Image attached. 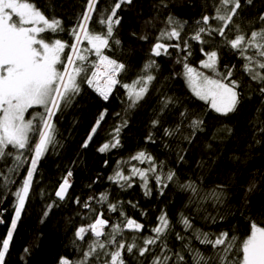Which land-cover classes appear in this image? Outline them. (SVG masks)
<instances>
[{
    "label": "trees",
    "instance_id": "16d2710c",
    "mask_svg": "<svg viewBox=\"0 0 264 264\" xmlns=\"http://www.w3.org/2000/svg\"><path fill=\"white\" fill-rule=\"evenodd\" d=\"M33 2L47 17L61 21L64 31L56 34L58 38L69 43L74 41L70 30L84 12L86 0ZM114 2L99 0L90 22L94 30L100 29L96 23L98 16L106 15L105 9L111 8ZM241 5L234 21L243 32L248 34L264 26L259 20L264 16V0H251V3L241 0ZM217 6L218 0H132L131 4L122 5L117 12L121 22L114 31L120 43L106 49L105 54L126 66L120 76L122 84L143 75L144 65L151 60L157 65L150 70L155 79L135 107H129L122 84L117 85L105 101L95 86L82 83L79 94L56 113L53 117L56 143L37 164L29 199L13 232L6 264H61L62 259L79 264L96 238L89 233L80 240L75 233L80 226L92 223L101 212L110 225L120 223L125 217L141 223L144 226L141 232L125 229L122 237H116L117 241L127 244L135 236L136 243L141 246L145 237L155 235L152 229L157 226L158 218L166 214L170 230L152 246L157 255L162 243L173 252L181 251L183 242L176 239L177 233L186 238L192 236L190 229L185 231L183 217L189 218L195 229L212 238L227 232L230 237L235 235L238 243L250 234L252 223L264 227V132L261 131L264 128V93L259 91L260 84L245 72L246 61L218 34H202L203 44L191 39L198 28L197 22L204 15L213 16ZM169 17L173 18L174 25H169ZM210 23L218 26L216 21L210 20ZM179 25L183 26L182 38L190 44L191 55L186 62L191 67L204 70L201 66V61L206 59L201 52L203 48L205 52L218 53L216 72L225 74L228 69L232 70L230 79L238 82L240 93L235 112L217 113L194 95L183 74V64L177 62L187 55L186 52L169 48L167 55L156 57L152 54L160 32ZM230 28L225 30L229 39L237 34L235 27ZM144 36L147 39H141ZM162 42L174 44L178 41ZM65 51L70 52V49ZM256 71L264 72L259 68ZM206 73L219 78L213 71ZM169 99L171 103L164 107ZM43 112L40 106L29 109L31 114ZM29 113L26 119L32 118ZM101 113L104 119L93 134L91 130ZM182 113L191 119L203 120L202 130L192 134L190 120L182 117ZM157 120L159 123L154 125L153 121ZM177 126H180L179 132L165 134V129L175 130ZM116 128L120 129L118 137ZM90 135L91 140L88 139ZM114 137L120 141L118 147L99 151L104 144L114 143ZM85 141H88L87 147H84ZM13 152L15 155V150ZM139 152L151 156L157 166L155 173H147L146 184L139 175H133V169L151 167L148 161L132 159ZM23 153L24 163L19 166V172L11 171L16 165L14 155L0 160V216L3 221L0 239L11 227L15 217V192L21 187L34 154L27 149ZM69 171L72 187L66 199L60 200L55 192ZM117 171L131 179L127 183L109 179L115 177ZM169 172L175 173L174 179H164L166 186L157 184L154 177L164 178ZM189 183L195 186L196 193L184 187ZM253 184L255 190L249 192ZM221 188L224 195L220 202L205 199ZM101 194L107 195V201L101 202ZM85 202L90 204L91 211L84 207ZM109 204L117 205V212H111ZM121 210L124 216L119 214ZM105 231L110 232L111 227ZM99 239L106 240L105 237ZM192 243L206 256L213 254L210 245H201L194 239ZM114 247L107 245V250L112 251ZM98 252L99 258H90L91 264H104L109 259L103 250L98 249ZM151 256L139 257L135 252L127 254L126 251L124 254L126 264H150ZM236 256L238 258L239 254Z\"/></svg>",
    "mask_w": 264,
    "mask_h": 264
},
{
    "label": "snow or ice",
    "instance_id": "6c2138e0",
    "mask_svg": "<svg viewBox=\"0 0 264 264\" xmlns=\"http://www.w3.org/2000/svg\"><path fill=\"white\" fill-rule=\"evenodd\" d=\"M98 3L99 0H86L84 12L76 26L70 30L74 41L69 43L56 35L64 31L61 21L47 17L35 6L33 0H0V160L13 157V150H15L14 160L19 167L24 163L23 150L27 149L34 153L30 159L26 177L21 187L15 192V217L11 220V227L6 236L0 239V264H6L13 232L25 208V202L29 199L37 164L42 155L50 147L55 146L56 127L53 117L79 94L82 83L95 86V90L105 101L109 99L113 88L122 84L120 76L126 66L105 54V50L111 48L113 44L120 43L114 35L116 26L121 22L117 12L123 4H131L132 0H115L111 8L105 9L107 14H100L96 19V23L100 25L97 31L90 26V22L93 21V13L97 11ZM247 3H251V0H247ZM241 7V0H218L215 14L211 17L204 15L201 21L197 22L198 28L191 39L203 44L205 41L202 34L206 33L208 36L218 34L225 44L237 51L246 61L245 72L252 80L260 84L259 91L264 93V72L256 71V68L264 70V26L259 30H251L248 34L243 32L234 21V17L240 14L237 10ZM210 20L216 21L218 26L213 27ZM259 20L264 22V16H260ZM168 23L175 24L171 17ZM230 26L237 30V34L231 39L225 33L226 29L231 30ZM182 27V25L172 26L170 30H162L151 49L152 54L156 57L162 54L167 55L169 48L186 52L187 55L177 62L183 64L185 70L183 74L194 95L208 103L217 113L227 115L235 112L240 103V93L237 91L238 82L230 79L232 70L228 69L225 74L216 72L219 62L218 53L205 52L203 48L201 52L206 59L201 61V66L212 70L219 78L206 76L191 67L186 62L187 57L191 55L190 44L188 40L182 38ZM141 39H147V37L144 36ZM172 40L178 42L174 44L162 42ZM85 41L87 46L82 47ZM181 42L183 48H181ZM66 49H70V52H66ZM250 51L252 54H249ZM90 56H94L95 59L90 60ZM156 66L154 60L149 61L144 65L143 75L131 83L122 84L130 102L129 107H135L148 93L155 79L150 70ZM168 103H171L170 99L163 106L167 107ZM38 106L44 108L43 113H29V109ZM26 113H29L32 118L26 119ZM181 116L190 120L189 128L192 129V134L202 130L203 120L191 119L186 113H182ZM103 119L104 113H101L96 126L91 130L93 134L96 133ZM158 123V120L153 121L154 125ZM179 131L180 126H177L175 130L165 129V134L174 135ZM261 131L264 132V128H261ZM119 132L120 129L116 128V137ZM116 137H114V143L104 144L99 151L104 152L110 147H118L120 141ZM91 138L90 135L88 139L91 140ZM186 139L189 138L186 137ZM87 144L88 141H85L84 147H87ZM132 159L151 163L149 169H133V175H139L146 184L147 173L157 171L155 162L144 152H139ZM67 175L71 176L72 173L69 171ZM174 177L175 173L169 172L164 178L161 175H156L154 178L157 184L166 186L163 180L172 181ZM109 179H115L117 182L123 180L127 183L131 177H126L117 171L115 177ZM69 186V181L65 178L55 195L64 199ZM184 187L193 193L197 192L191 183ZM254 190L253 184L248 191ZM223 195L221 188L220 191L214 190L205 199L211 198L220 202ZM89 199L91 200L92 197ZM104 201H107V195L101 194V202ZM84 207L92 210L87 202L84 203ZM108 208L111 212L118 210L115 204H109ZM119 214L124 216L122 210ZM181 222L185 226V231L189 229L192 231V236L186 238L177 233L176 239L183 242L181 251L173 252L166 243H162L159 246L160 253L157 255L152 246L157 245V241L170 230L166 214L158 218L157 226L152 229L155 235L145 237L141 246L136 243L135 236L133 241L127 244L116 239L117 236H123L125 229L134 233L141 232L144 227L141 223L125 217L120 223L110 225L109 219L101 212L92 223L80 226L75 233L80 240H84L89 233L96 238L89 245L88 251L83 253V259L79 264H91L90 258H99L98 249L103 250V254L109 257L104 264H126L125 251L127 254L135 252L139 257L152 254L150 264H264V227L252 223L250 234L238 243V238L235 235L230 237L227 232H222L215 238L210 237L208 233L200 232L187 217H183ZM109 226L111 231H105ZM102 236L106 238L105 241L99 239ZM193 239L199 241L201 245H210L213 254L206 256L192 243ZM107 245H114V250L108 251ZM27 251L25 249V252ZM61 264H70V262L62 259Z\"/></svg>",
    "mask_w": 264,
    "mask_h": 264
},
{
    "label": "rangeland",
    "instance_id": "374dc122",
    "mask_svg": "<svg viewBox=\"0 0 264 264\" xmlns=\"http://www.w3.org/2000/svg\"><path fill=\"white\" fill-rule=\"evenodd\" d=\"M87 46V42L85 41L84 42V44L82 45V47H86ZM94 56H90L89 58H93ZM196 69V68H195ZM204 70L202 71V70H199V69H197L198 71H200V72H202L204 75H206V76H209L206 72H211L212 70H210V69H206V68H203ZM209 77H211V76H209ZM188 86H189V83H188ZM116 88V87H115ZM115 88H113V90L115 89ZM189 88H190V90L192 91V89H191V87L189 86ZM113 90H112V92H113ZM112 92H111V94H112ZM193 92V91H192ZM110 94V95H111ZM204 101V100H203ZM27 114V113H26ZM26 114H25V116H26ZM45 155V154H44ZM44 155H42V157L44 156ZM41 157V158H42ZM67 179H68V181H69V183H72V180H71V177L70 176H68L67 177Z\"/></svg>",
    "mask_w": 264,
    "mask_h": 264
},
{
    "label": "built area",
    "instance_id": "2783aa9c",
    "mask_svg": "<svg viewBox=\"0 0 264 264\" xmlns=\"http://www.w3.org/2000/svg\"><path fill=\"white\" fill-rule=\"evenodd\" d=\"M13 169H15V171H13ZM19 170H20V168L17 167L16 165H14V166L11 168V171H13V172H19ZM0 221H2L1 216H0ZM2 222H3V221H2ZM2 222H0V223H2Z\"/></svg>",
    "mask_w": 264,
    "mask_h": 264
},
{
    "label": "water",
    "instance_id": "95a60500",
    "mask_svg": "<svg viewBox=\"0 0 264 264\" xmlns=\"http://www.w3.org/2000/svg\"><path fill=\"white\" fill-rule=\"evenodd\" d=\"M69 185H70V186L67 188V192H66L65 198H64V199H60V198L58 197L60 200H65V199H66V197H67V195H68V193H69V191H70V189H71V187H72V183H69ZM102 237H103V236H102ZM102 237H100V238H102Z\"/></svg>",
    "mask_w": 264,
    "mask_h": 264
}]
</instances>
